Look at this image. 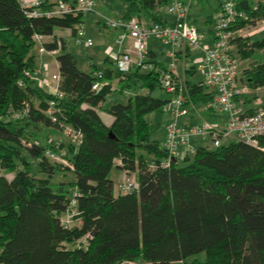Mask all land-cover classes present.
Here are the masks:
<instances>
[{"label":"trees","instance_id":"obj_1","mask_svg":"<svg viewBox=\"0 0 264 264\" xmlns=\"http://www.w3.org/2000/svg\"><path fill=\"white\" fill-rule=\"evenodd\" d=\"M170 1L123 0L120 17L170 24L159 11ZM234 2L248 17L237 18L232 29L264 20V0ZM55 3L48 0L40 10ZM82 19L81 13L33 16L20 0H0V264H264V135L260 146L239 140L197 146L186 160L163 166L167 149L152 137L147 114L162 110L169 98L136 92L126 102L106 104L115 81L123 89L162 88V73L153 65L160 61L148 51V69L133 64L124 74L110 61L83 70L56 35L69 29L74 36ZM214 24L215 16H206L205 33L213 35ZM37 34L48 38L42 41L46 50L59 49L63 96L56 98L55 118L47 113L54 95L25 74L37 66ZM233 44L239 59L250 60L238 78L250 87L243 97L250 102L252 91L264 87V60L255 56L264 50V34H236ZM97 70L108 83L100 90L93 89ZM185 82L193 103L213 102V91L202 81ZM101 111L113 121L106 123ZM207 111V119L219 120L213 106ZM44 127L81 133V141L65 150L72 168L47 156V148L58 149L41 140ZM114 166L135 172L138 187L116 194ZM60 172L74 178L53 180ZM72 209L74 222L66 226L62 216ZM201 252L204 261L191 259Z\"/></svg>","mask_w":264,"mask_h":264},{"label":"built area","instance_id":"obj_2","mask_svg":"<svg viewBox=\"0 0 264 264\" xmlns=\"http://www.w3.org/2000/svg\"><path fill=\"white\" fill-rule=\"evenodd\" d=\"M28 9L30 15H83L82 21L78 24L75 43L79 46L91 47L94 45V39L88 34L85 22V15L94 10L95 0H50L55 1L52 10L41 11L40 7L48 0H20ZM191 1L187 3L183 0H172L169 4L159 7V11L174 16L170 24L160 22H148L138 16L130 19L118 17L116 19L108 18L105 22L107 27L114 28L117 31V43L119 49L111 48L106 53L114 62L115 66L122 73L131 71L133 64L140 65L143 69H148L151 64L145 63L148 56L147 40L150 37H156L167 46H169V55L172 58L169 70L164 73L162 88L172 96L164 104V109L171 114L167 125V135L164 147L167 149V156L161 162L163 166H170L173 161H184L188 156L195 153L196 147L192 143V138H210L214 147L221 146L231 140H239L260 146V138L264 135V103H256V111L247 113L246 109L239 101L244 95L249 94L251 89L245 84L239 82V61L234 52L233 39L236 34L246 36L244 28L232 29L237 18H247L245 11L236 9L234 0L223 1L220 10L215 16L212 42L203 44V34L198 27L190 22ZM36 42L42 44L43 35L37 34L34 37ZM41 51L45 48L41 46ZM187 50H198L200 54L196 56L194 64L196 69L201 71L202 83L214 93V108L227 114L225 123L211 121L203 118L195 125L182 123L180 118L188 116L191 112V101L186 95L188 91L186 82L178 71L176 62L179 60V53H185ZM59 49L51 50V53L57 54ZM26 76L36 80L37 83L48 89L53 95L49 101L47 113L55 118L56 98L63 96L59 89V74L52 75L48 66L43 68L36 67L34 70L26 71ZM96 80L93 84L94 90H100L108 83L104 81L103 70L95 72ZM51 77L55 79V85L51 83ZM239 97V99L237 98ZM194 105L192 106V108ZM211 105H208V108ZM78 144L81 141V133L65 127L64 130ZM24 143L30 145L31 142ZM58 151L47 148V156L56 162L73 167L66 157V151L56 143ZM138 187L137 177L134 172L122 170V175L118 180V189L121 192L133 191ZM75 201H72V207ZM75 210L67 212V216L62 218L66 226L74 222ZM179 264H184L179 261ZM120 264H151L144 260H127Z\"/></svg>","mask_w":264,"mask_h":264},{"label":"rangeland","instance_id":"obj_3","mask_svg":"<svg viewBox=\"0 0 264 264\" xmlns=\"http://www.w3.org/2000/svg\"><path fill=\"white\" fill-rule=\"evenodd\" d=\"M172 1V0H171ZM170 1V2H171ZM223 0H192L191 6H190V20L191 23L196 26H201L204 28L203 21L208 15H217V11H215V7L218 4V2ZM229 1V0H224ZM125 7V3L123 0H95L94 10L89 11L85 15V22L87 29L89 31V35L94 39V45L91 47H85V46H79L76 43H74L72 35H68V49L70 51H73L78 56V62L79 66L81 68L85 67V56L87 54H93L95 53H103V51L109 48H113L117 43V31L114 28H107L109 29L108 32H102L100 29L101 23L107 22L106 20L108 18L116 19L120 17L123 14V10ZM169 15V14H168ZM172 16V15H170ZM174 18V16H172ZM144 19V17H140ZM101 22V23H100ZM105 28V27H104ZM244 34L249 37H256L261 36L264 34V20L257 22L253 26H247L244 28ZM212 39L211 35L205 34L202 38L203 44H206L210 42ZM76 44V45H75ZM209 44V43H208ZM109 45V46H108ZM147 46L150 48H153L157 54L158 57L161 59V64L156 66V69L159 70L162 73V81L164 73L169 70L170 64L172 62V58L169 55V46H167L165 43L160 41L156 37H150L147 40ZM39 43H36V45L33 48V54L35 55V63L36 65H40L42 68L43 60L40 58V49H39ZM196 53L191 55L189 58H187V62L193 63L196 59ZM256 57L259 56V58L264 59V50L258 51L255 55ZM238 58V57H237ZM50 61L52 64L54 63L53 58H50ZM239 61V71H241L242 68L247 66L249 64V60H241L238 58ZM177 67H181L183 65V62L179 60V62H176ZM197 68V67H196ZM197 72L193 75L191 78L194 82H199L202 80L203 75L201 71L196 69ZM49 72L54 74H59V71L54 67L49 65ZM183 78V75H181ZM51 84L55 85L56 81L51 77ZM113 92L110 94L108 101L106 104H112L115 102H126L128 98L133 95L136 92L140 93H151L153 96L161 97V98H170L172 95L167 93L163 88H158L152 92H150L148 89L141 88L140 86L135 90H130L125 88H121L120 85L116 84V81L113 83ZM51 90V87L47 88ZM253 95L257 96L256 103H264V87H261L260 89H255L252 92ZM191 108L192 106H196V109H191L192 111H198L200 109L204 110V112H207L208 105L214 106V103H203L198 102L197 104L193 103L192 101L189 102ZM205 108V109H204ZM201 111V110H200ZM191 112V111H190ZM192 113V112H191ZM101 114L104 118H106L108 115L105 114L104 111H101ZM225 117V112L222 113ZM227 115V114H226ZM171 114L169 111L165 110L164 107L162 110H156L152 111L149 114H147V119L150 121L151 124V135L154 139H157L161 145L165 144L166 135H167V125L170 120ZM180 122H182V118H180ZM39 135L42 138L41 140H44L46 138L47 142L57 143V141L63 142L62 146L64 150L68 149L69 144L71 143L72 139L71 137L62 130L55 129L53 127H44L41 130L39 129ZM44 138V139H43ZM61 139V140H60ZM202 146L209 145L210 147H214L213 142L210 138H208L206 141H202ZM198 146V145H197ZM200 146V145H199ZM121 169L114 166L110 173V178L113 180L114 183V189L116 194L119 193L118 189V180L121 174ZM134 174H136L134 172ZM8 177H11L12 174L8 173L6 174ZM74 175L70 172H60L57 175H55L52 179L55 181L60 180H68L73 179ZM198 259L200 261H204L206 259V253L201 252L196 255H194L191 259ZM179 264V263H175Z\"/></svg>","mask_w":264,"mask_h":264},{"label":"crops","instance_id":"obj_4","mask_svg":"<svg viewBox=\"0 0 264 264\" xmlns=\"http://www.w3.org/2000/svg\"><path fill=\"white\" fill-rule=\"evenodd\" d=\"M224 1V0H223ZM223 1H220V2H223ZM220 2H218V4L220 3ZM217 4V5H218ZM216 5V6H217ZM216 8V7H215ZM164 18L168 21V22H172L173 21V17L172 16H170V15H168V14H166V13H164ZM86 19V18H85ZM144 19H145V17H144ZM190 22H191V20H190ZM101 23V22H100ZM107 25L105 24V23H101V25H100V29H101V31L102 32H105V31H107L108 32V28L106 27ZM105 27V28H104ZM199 29H201L203 32H201L202 34H203V36L205 35V34H207L208 35V33H205V29L206 28H203V27H201V26H197ZM72 35V33H71V31L69 30V29H58V30H56V35L58 36V37H62V38H64L65 39V41L67 42V45H68V35ZM88 34H89V31H88ZM209 35H211V34H209ZM72 37H73V40H74V43H75V38H74V36L72 35ZM211 37H212V35H211ZM48 40V38H44V41H47ZM212 40L213 39H211V41L210 42H208V43H211L212 42ZM37 43H39V42H37ZM76 45V44H75ZM41 46H43L41 43H39V47L41 48ZM109 46V45H108ZM114 47L112 48L111 47V49H113L114 51L115 50H117V49H119V44L118 43H116L115 45H113ZM81 47V46H80ZM39 48V49H40ZM235 49H236V47H235V45H234V52H235ZM107 50V49H106ZM148 51H152L154 54H155V56H156V59L157 60H159L160 61V63L159 64H161V59L158 57V54H157V52L153 49V48H150V47H148ZM196 53V55L195 56H198L199 54H200V52L198 51V50H187L185 53H182V52H180L179 53V60H181L182 62H183V65L181 66V67H177L178 68V71L180 72V74L181 75H183V79L185 80V81H187V80H191V78H189V77H193V75L197 72V70H196V65L194 64V62L192 63H189V62H187L186 60H187V58H189L191 55H193V54H195ZM236 54V53H235ZM56 55L57 54H54V53H51V51H49V50H46L45 49V51H41L40 50V58L43 60V65L42 66H48V68H49V65L51 64V66H54L57 70H58V62H57V59H56ZM259 57V56H258ZM50 58H53V60H54V63L52 64V62L50 61ZM179 60H178V62H179ZM264 60V59H263ZM112 62V59L109 57V55L105 52V50L103 51V53H100V52H98V53H93V54H87L86 56H85V67L84 68H82L83 70H86V71H88V70H90V68L91 67H93V66H97V67H101V68H103V67H105L109 62ZM250 61V60H249ZM114 64V63H113ZM158 63L156 64V63H153V65L156 67L157 65H159ZM115 65V64H114ZM36 67H40V68H42L40 65H37ZM59 71V70H58ZM241 72V71H240ZM240 74V73H239ZM47 89V88H46ZM113 89H114V87H112L111 88V90L113 91ZM258 89H260V88H258ZM48 90V89H47ZM126 90V89H125ZM253 92V91H252ZM168 93V92H167ZM170 94V93H169ZM253 96H255V95H253V94H251L250 95V97L252 98V100L250 101V102H244L245 101V99L244 98H241L239 101L241 102V104H242V106L247 110V109H249V108H252V107H256V100H254L253 99ZM197 107L196 106H194L193 108H191L192 110L193 109H196ZM205 109V108H204ZM191 110V112L192 113H190L188 116H186V117H184V118H182V123H187V124H191V125H195V124H197V123H199L203 118H206V114L209 112V111H207V112H204V110H202V109H200V110H198V111H192ZM216 113V116L218 117V121L219 122H221V123H225V121L227 120V115L225 114V117L224 116H222L223 114L222 113H224V112H222V111H216L215 112ZM105 114H107L108 116L106 117V118H104L103 116H102V118L104 119V121L106 122V123H111L112 121H113V116L112 115H110L109 113H107V112H105ZM102 115V114H101ZM208 138H205V139H203V138H200V137H194V138H192V143H193V145L195 146V147H197V145L199 146H202L201 144H203V143H201L202 141H206ZM61 140V139H60ZM57 143H60V144H63V142H61V141H57ZM206 146H209V145H206ZM121 172H122V169H121ZM122 174V173H121ZM67 216V212L66 213H64L63 214V218L64 217H66Z\"/></svg>","mask_w":264,"mask_h":264}]
</instances>
